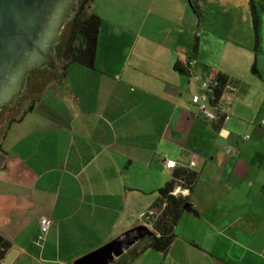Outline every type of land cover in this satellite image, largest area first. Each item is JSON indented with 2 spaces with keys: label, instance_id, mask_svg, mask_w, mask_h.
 I'll use <instances>...</instances> for the list:
<instances>
[{
  "label": "crops",
  "instance_id": "1",
  "mask_svg": "<svg viewBox=\"0 0 264 264\" xmlns=\"http://www.w3.org/2000/svg\"><path fill=\"white\" fill-rule=\"evenodd\" d=\"M172 27L154 34V26L142 24L133 42L109 38L112 44L100 52L101 25L94 70L65 67L62 36L53 50L61 92L52 96L58 86L53 71L35 68L13 105L2 107L0 235L11 244L7 256L15 253L10 264H74L126 231L147 227L158 190L183 168L198 175L193 193L185 194L192 211L182 215L166 256L147 251L132 264H262L238 255L242 250L262 258L264 245L242 242L240 231L247 236L248 230L236 226L245 217L261 218L250 191L256 187L264 199V173H249L246 147L235 140H249L239 134L257 124L256 146H248L246 157L264 145L257 123L264 106V16L257 31L251 20L219 25L202 16L197 24ZM186 61L192 77L174 70ZM214 71L228 79L224 98L231 118L223 128L205 122L191 104L198 91L193 77L210 81ZM225 141L229 154L222 152ZM193 158L197 164L189 168ZM168 160L176 169L167 168ZM202 182L206 189L194 196ZM246 187L239 205L233 195ZM41 217L51 220L43 240ZM194 218L205 219L215 236L207 244L195 237Z\"/></svg>",
  "mask_w": 264,
  "mask_h": 264
},
{
  "label": "rangeland",
  "instance_id": "2",
  "mask_svg": "<svg viewBox=\"0 0 264 264\" xmlns=\"http://www.w3.org/2000/svg\"><path fill=\"white\" fill-rule=\"evenodd\" d=\"M194 5L199 9L201 16L204 20L209 21L210 23L215 22L219 25H226L229 21H236L237 23H241L243 26L244 20H251L248 0H193ZM256 13L258 18L263 19L264 16V0H254ZM76 4V1L74 5ZM92 12L98 14L102 20V34H101V48L100 52L106 51L108 46L111 45V38L114 39L124 38L125 40H129L131 38V42H133V38L137 34V29L140 28L142 24L145 26L151 27L154 26L155 31L154 34L159 30L163 31L165 34L168 32H173V24H178L180 22L188 23H198V18L192 14V11L189 7L188 0H95L92 6ZM72 16V13H71ZM69 20L65 22L64 27L60 31V35L58 38H61L63 34L69 28ZM146 23V24H145ZM148 29V28H147ZM145 28L144 31L146 32ZM153 29V28H152ZM159 34V33H158ZM110 42V43H108ZM130 42V44H131ZM130 44L127 46L125 44L124 51L130 52ZM57 45V44H56ZM56 45L52 46L54 50ZM115 48H118V45L113 44ZM133 46V45H132ZM129 48V49H128ZM56 50V49H55ZM137 49H133L132 52H135ZM76 66V65H75ZM205 81V80H204ZM258 119L257 123L264 119V106L261 111L257 114ZM256 129H258L257 124L254 125ZM256 129H247L246 131H242L239 134L240 138L249 137L250 139L247 141H240L239 138H236L235 142L239 144V148L244 149L246 147V152L242 154V158L248 159L250 163V171L252 173L255 169L259 170L260 173H264V145L259 146L257 144V151H253L252 155L246 157L245 153L248 152V146L254 147L256 146ZM231 144V143H230ZM227 141L222 145L223 149L229 148L230 145ZM225 152V151H224ZM194 153L200 156L201 158H205L202 154V151L194 150ZM252 177L255 178L257 174H251ZM251 177V178H252ZM206 189L205 182H202L196 188V193L194 196H197L198 191ZM247 187L244 188L242 193H236L233 195L234 198L238 199L237 203L242 205L244 200L242 197L247 194ZM221 193L216 194V198L221 196ZM256 196L252 199L254 202L251 204L253 208L259 213L258 215L261 218H257L255 216L245 217L237 221V228L239 229H247V236L242 235V231H240L239 238L245 244L254 243V245L263 246L264 245V199L259 198V194L257 192L256 187L250 191V197ZM192 201L197 203V199L194 197ZM156 213V212H154ZM188 217L187 214L184 216ZM194 225L192 227L195 228V237L201 238L203 243L205 244V239L212 240L215 238L214 235H211L207 228L205 229L206 220H200L194 218ZM227 220L225 223L231 222ZM185 225V220H183L181 224V228ZM210 227V226H209ZM180 228V229H181ZM151 229H149V232ZM254 231V232H253ZM207 232V233H205ZM200 233V237H199ZM254 233V234H253ZM150 234V233H148ZM147 234V235H148ZM147 235H144L140 242L141 243ZM253 241V242H252ZM207 244V243H206ZM136 245V244H135ZM134 246V245H133ZM133 246H129L124 250V253L131 249ZM205 246V245H204ZM243 260L253 259L254 261H259L264 264V251L262 253V258H248L247 253L241 250L240 254H238ZM118 258L111 257L109 262L106 264H115Z\"/></svg>",
  "mask_w": 264,
  "mask_h": 264
},
{
  "label": "water",
  "instance_id": "3",
  "mask_svg": "<svg viewBox=\"0 0 264 264\" xmlns=\"http://www.w3.org/2000/svg\"><path fill=\"white\" fill-rule=\"evenodd\" d=\"M76 0H0V110L13 105L20 95L29 71L46 66L58 78L51 89L52 96L60 93L52 46L61 29L71 18ZM149 229L139 226L121 234L117 239L78 259L74 264H106L111 257L119 258L124 250L147 235ZM11 252L4 260L10 264Z\"/></svg>",
  "mask_w": 264,
  "mask_h": 264
},
{
  "label": "trees",
  "instance_id": "4",
  "mask_svg": "<svg viewBox=\"0 0 264 264\" xmlns=\"http://www.w3.org/2000/svg\"><path fill=\"white\" fill-rule=\"evenodd\" d=\"M94 2L95 0H76L69 20V28L63 34L61 55L66 61L65 67L78 65L94 70L99 31L102 25V19L92 12ZM188 4L192 13L201 19L200 11L194 5L193 0H188ZM248 6L252 25L257 31L258 17L254 0H248ZM174 70L181 75L192 77L191 61L175 64ZM252 71L256 72L254 68ZM210 80L218 82V94L225 91L228 84L227 77L214 71ZM197 178V173L189 169L183 168L174 172L173 180L158 190V198L153 204L156 213L145 221L150 225L151 233L141 243L128 249L115 264H132L147 251L158 253L163 257L168 254L176 238L175 228L182 215L186 211H192L189 207V196L193 193ZM179 183L183 189L188 190L189 196L172 195ZM10 249V242L0 235V263L5 260Z\"/></svg>",
  "mask_w": 264,
  "mask_h": 264
},
{
  "label": "built area",
  "instance_id": "5",
  "mask_svg": "<svg viewBox=\"0 0 264 264\" xmlns=\"http://www.w3.org/2000/svg\"><path fill=\"white\" fill-rule=\"evenodd\" d=\"M196 85L198 86V91L191 97V104L196 108L198 115L208 123L215 125L216 127H225L230 118L231 114L229 112V104L224 98V92L218 94L217 89L219 87L216 81H204L199 77H193ZM260 126L264 128V119L261 120ZM246 139L248 137H245ZM231 148L226 149V153L229 154ZM197 164V159L193 158L189 163V168L195 167ZM167 168L174 170L177 167L176 162L168 160L166 162ZM188 190L183 189L180 183L174 188L173 196H185ZM155 213H149L145 220L148 221L151 216ZM148 229H151L150 225L146 224ZM40 236L39 240H43L47 237L49 230L51 228V220L47 217H41L39 220Z\"/></svg>",
  "mask_w": 264,
  "mask_h": 264
},
{
  "label": "flooded vegetation",
  "instance_id": "6",
  "mask_svg": "<svg viewBox=\"0 0 264 264\" xmlns=\"http://www.w3.org/2000/svg\"><path fill=\"white\" fill-rule=\"evenodd\" d=\"M5 107H6V106H5ZM3 109H5V108H2V109L0 110V121H1L4 117L7 116V111H5V110H3Z\"/></svg>",
  "mask_w": 264,
  "mask_h": 264
}]
</instances>
